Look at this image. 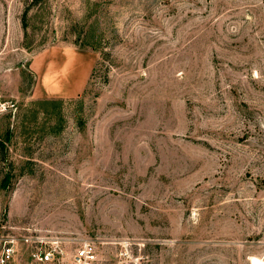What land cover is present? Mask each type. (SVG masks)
<instances>
[{"label": "rangeland", "instance_id": "1", "mask_svg": "<svg viewBox=\"0 0 264 264\" xmlns=\"http://www.w3.org/2000/svg\"><path fill=\"white\" fill-rule=\"evenodd\" d=\"M264 264V0H0V250Z\"/></svg>", "mask_w": 264, "mask_h": 264}, {"label": "built area", "instance_id": "2", "mask_svg": "<svg viewBox=\"0 0 264 264\" xmlns=\"http://www.w3.org/2000/svg\"><path fill=\"white\" fill-rule=\"evenodd\" d=\"M26 243H34L31 252V264H96L94 245L84 240L75 248L73 253L65 251V239L60 237H32L24 238ZM16 239L4 241L0 250V264H13L16 256Z\"/></svg>", "mask_w": 264, "mask_h": 264}]
</instances>
